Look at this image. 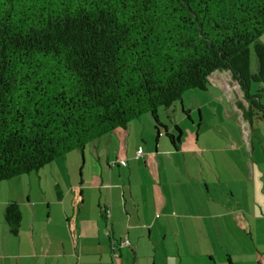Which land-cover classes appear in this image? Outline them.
Returning <instances> with one entry per match:
<instances>
[{"label":"trees","instance_id":"obj_1","mask_svg":"<svg viewBox=\"0 0 264 264\" xmlns=\"http://www.w3.org/2000/svg\"><path fill=\"white\" fill-rule=\"evenodd\" d=\"M217 71L237 84L242 119L264 121V0H0V181L144 114L177 148L182 131L157 108ZM20 218L9 201L10 233Z\"/></svg>","mask_w":264,"mask_h":264},{"label":"crops","instance_id":"obj_2","mask_svg":"<svg viewBox=\"0 0 264 264\" xmlns=\"http://www.w3.org/2000/svg\"><path fill=\"white\" fill-rule=\"evenodd\" d=\"M228 77L232 87L239 90ZM240 96L236 104L243 103ZM135 120L138 122L134 123ZM147 120L145 116L131 120L126 127H117L95 139L93 147L84 146L82 151L74 150L77 154L71 151L46 165L63 166L59 174H51L53 197L51 187L47 190L43 175L38 174L41 168L35 172L34 195L31 185L29 191L25 185H16V192L10 197L13 200L7 203L15 200L18 204L20 224L14 235L1 217L0 264H264V170L259 162L247 163V157L241 156L242 148L239 156L229 150V155L222 156L223 170L217 167L216 172L209 170L204 174L198 168L200 174L192 177L195 174L189 164L201 160L217 164V158L196 155L195 159L194 154H182L179 159L176 153L180 151L201 150L197 140L192 146L184 145L182 134L177 148L164 145L161 149L159 137L163 134L150 135L154 140L152 151L149 141L142 136L149 124ZM161 122L168 132H174ZM131 131H137L140 140L131 139ZM245 137L254 145L259 143L254 135ZM138 148L145 156L136 157ZM161 158L179 159L180 169L190 175L182 180L186 182L177 204H168L164 195L161 176L166 174L160 169ZM176 162L174 167L179 168ZM135 164L140 166L137 185L132 183ZM200 177L202 185L195 182ZM225 180L240 186L234 189ZM143 207L153 209L154 212L149 211V219L155 218L151 223L143 219ZM178 213L179 216H173ZM171 220L177 229L175 235L167 239V229H163L162 244L150 245L153 228H168ZM182 225L191 226V239L181 231ZM146 232L144 240L150 241L148 247L143 240Z\"/></svg>","mask_w":264,"mask_h":264},{"label":"rangeland","instance_id":"obj_3","mask_svg":"<svg viewBox=\"0 0 264 264\" xmlns=\"http://www.w3.org/2000/svg\"><path fill=\"white\" fill-rule=\"evenodd\" d=\"M255 58L253 55H251V63H250V69L252 71H255L256 63ZM229 73L227 71H217L214 72L210 77L208 84L205 89H188L184 91L181 96L180 100H176L169 108H164L163 106H159L157 108V114L161 121L168 124L171 129L177 133L173 127L174 122L178 125V127L182 130V140L184 145L192 146L195 144V140L197 147H200V152L196 151H189V149H186L185 151H180V153H176L179 159H182V154L190 155L194 154V158L196 159V155L199 157H203L205 159H208L207 155H214L217 158V164L214 163H207L205 161H199L198 164H192L190 166V171L194 173L195 175H191L192 177L198 176L200 172L197 170L198 168L205 174V172H209V170L216 172L217 167L223 166L222 164V156L229 155L230 152H233L235 155H240V149L242 148L241 156L247 157V163L249 161H253L255 165L259 162L261 168L264 170V121H253V123L250 124H243L242 117H241V110L236 105L237 96H240L239 90H235V86L232 87V81L228 77ZM227 84V87L225 86ZM242 97V96H240ZM189 112V118L183 113V111ZM146 117L148 119L147 126L145 127L144 133L142 136H144L148 141V145L150 144V147H152V151L154 148V140L151 139L152 137L150 135H155V131L153 129V122L148 116V114H144L141 117ZM171 119H173L171 121ZM138 120H135L134 123H137ZM252 127V130H251ZM152 128V129H151ZM150 129L152 132H150ZM131 139L138 138L137 131H131ZM248 134V139L252 138L254 135L255 138L259 140V143L253 144L251 140L246 141L245 135ZM149 135V136H148ZM162 135V134H159ZM103 137V136H101ZM105 137V136H104ZM100 138V137H99ZM159 149H161L162 146L166 145L170 147V143L168 139L162 135L159 137ZM97 140V139H96ZM138 140H140L138 138ZM242 143H241V142ZM95 140L89 142L86 146L91 145L93 147V143ZM140 142V141H139ZM233 143H237L238 146L236 147H230L233 145ZM156 146V145H155ZM231 148V149H230ZM211 149V150H210ZM175 152V151H174ZM76 153V151L72 152ZM77 154V153H76ZM142 156L144 155V152L142 150ZM140 155V156H141ZM61 158H58L59 160ZM162 159V158H161ZM169 160L167 158L162 159V162L160 164V169L165 171V175L161 176L162 179V188L164 195L166 196L167 203L170 205L177 204L181 201V193L183 192L182 188L185 184L182 181L183 178L187 179L188 176L184 173L185 171L181 168V161L180 160ZM167 160V161H165ZM139 161H142V159H139ZM167 164H165L164 162ZM177 161V162H176ZM227 161V160H226ZM53 161L52 163H54ZM148 162V161H147ZM175 164L179 165V168L174 167ZM50 163V164H52ZM227 163L230 165V162L227 161ZM49 164V165H50ZM48 165V164H47ZM55 165V166H54ZM59 165L53 164L51 168L44 165L41 167V169L38 171V174L43 175V184L44 187L47 190L52 189V197L55 194L54 189L51 186V174L56 171H58V174L63 170V166L58 167ZM232 167L233 164H232ZM180 169V170H179ZM223 170V168L221 167ZM72 170V169H71ZM140 166H136L133 169L132 173V183L133 185H137L140 181L136 179V174L139 173ZM46 173L48 177L46 178ZM184 174V175H183ZM260 174V169L259 173ZM77 175V174H76ZM37 174L35 172H31L29 174H22L18 176H14L8 180L0 181V221L1 217L3 216L4 212V206L7 204L10 197L13 195L12 193L16 192L17 186L23 187L24 185L29 191L30 185L33 187V195L37 192L36 188L37 184L35 181V177ZM202 177V176H201ZM196 178L195 182H199V185H202V182L199 180H202V178ZM50 180H49V179ZM169 178V182H168ZM222 184L224 180H221ZM228 182L230 187L237 189L240 184L225 180ZM198 184V183H197ZM221 184V185H222ZM17 185V186H16ZM224 185V184H223ZM47 186V187H46ZM225 186V185H224ZM51 187V189H50ZM242 187V185H241ZM49 188V189H48ZM220 191H217V194H219ZM220 197L221 194H219ZM15 202V200H14ZM144 209L140 210L141 215L143 219H145L148 223H151L153 219H149V211L151 207H143ZM161 212V210H159ZM177 211V210H176ZM178 212V211H177ZM145 215L147 219L145 218ZM173 216H179V213L177 215ZM153 217V216H152ZM163 220V216L161 218ZM174 221H170V225L167 228H160V227H154L153 232V240L146 241L144 240L147 238V232L146 236L143 238L144 243L147 245H143L145 247H148V243L150 242V245H161L162 242L160 241V234L163 233V229L166 230V238L170 239L169 237L176 233L177 229L174 225ZM167 225V224H166ZM174 225V226H173ZM181 231H183L185 234H187V237L191 239V226L189 225H182L180 226ZM142 240V242H143ZM143 244V243H142ZM149 245V246H150Z\"/></svg>","mask_w":264,"mask_h":264},{"label":"built area","instance_id":"obj_4","mask_svg":"<svg viewBox=\"0 0 264 264\" xmlns=\"http://www.w3.org/2000/svg\"><path fill=\"white\" fill-rule=\"evenodd\" d=\"M141 154H142V150L140 148H138L136 150V157L140 156ZM120 162H121V164H125V162L123 160H121Z\"/></svg>","mask_w":264,"mask_h":264}]
</instances>
